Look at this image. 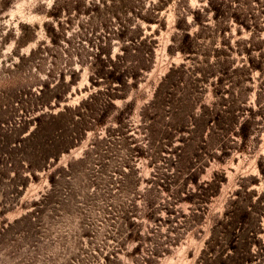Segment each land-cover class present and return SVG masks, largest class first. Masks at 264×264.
I'll return each mask as SVG.
<instances>
[{
  "label": "rangeland",
  "instance_id": "374dc122",
  "mask_svg": "<svg viewBox=\"0 0 264 264\" xmlns=\"http://www.w3.org/2000/svg\"><path fill=\"white\" fill-rule=\"evenodd\" d=\"M0 264H264V0H0Z\"/></svg>",
  "mask_w": 264,
  "mask_h": 264
}]
</instances>
